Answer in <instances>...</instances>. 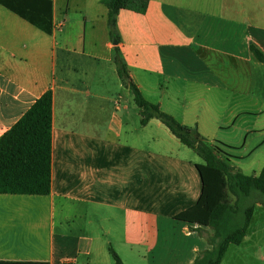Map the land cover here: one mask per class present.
I'll return each instance as SVG.
<instances>
[{
  "label": "crops",
  "instance_id": "1",
  "mask_svg": "<svg viewBox=\"0 0 264 264\" xmlns=\"http://www.w3.org/2000/svg\"><path fill=\"white\" fill-rule=\"evenodd\" d=\"M52 1V35L0 5V138L53 92L52 193L0 194V264H117L111 251L124 264H193L212 247L176 218L201 197L203 160L160 120L142 125L102 0ZM149 2L146 14L117 18L134 83L259 176L264 64L250 46L264 53V0ZM231 253L264 264V206L222 264Z\"/></svg>",
  "mask_w": 264,
  "mask_h": 264
},
{
  "label": "trees",
  "instance_id": "2",
  "mask_svg": "<svg viewBox=\"0 0 264 264\" xmlns=\"http://www.w3.org/2000/svg\"><path fill=\"white\" fill-rule=\"evenodd\" d=\"M102 3L109 10L112 40H119L116 27L121 11L146 14L150 4L149 0H102ZM0 5L47 35L55 31L52 0H0ZM250 50L264 64V53L255 45ZM113 60L120 79L134 96L142 125L152 119L160 120L203 160V164L196 165L202 181L201 197L176 219L189 224L190 230L212 247L198 253L193 264H222L229 248L243 243L257 206H264V169L259 176L243 174L232 165L234 157L223 150L225 145L208 142L197 128L180 124L144 97L131 78L118 45ZM52 127L53 92L49 90L0 138V194L48 196L52 193ZM111 253L117 264H124L114 251Z\"/></svg>",
  "mask_w": 264,
  "mask_h": 264
},
{
  "label": "rangeland",
  "instance_id": "3",
  "mask_svg": "<svg viewBox=\"0 0 264 264\" xmlns=\"http://www.w3.org/2000/svg\"><path fill=\"white\" fill-rule=\"evenodd\" d=\"M228 133V137H231L230 139L232 141H236L238 140V138L236 137V135L232 132H226ZM223 141H219V143H222ZM225 145V144H223ZM226 146V147H225ZM223 146V150L227 153V155H230L231 157H234L233 153L231 152L230 148H228L227 145ZM233 165V164H232ZM231 199L233 200V197L231 196ZM263 206V205H262ZM255 256H253L251 253H245V254H229L227 260H228V264H263L261 262H259L257 259L254 258Z\"/></svg>",
  "mask_w": 264,
  "mask_h": 264
},
{
  "label": "water",
  "instance_id": "4",
  "mask_svg": "<svg viewBox=\"0 0 264 264\" xmlns=\"http://www.w3.org/2000/svg\"><path fill=\"white\" fill-rule=\"evenodd\" d=\"M114 44L115 45H118V40H114Z\"/></svg>",
  "mask_w": 264,
  "mask_h": 264
},
{
  "label": "built area",
  "instance_id": "5",
  "mask_svg": "<svg viewBox=\"0 0 264 264\" xmlns=\"http://www.w3.org/2000/svg\"><path fill=\"white\" fill-rule=\"evenodd\" d=\"M66 264H71V263H66Z\"/></svg>",
  "mask_w": 264,
  "mask_h": 264
}]
</instances>
